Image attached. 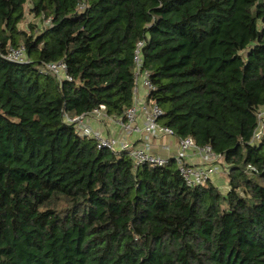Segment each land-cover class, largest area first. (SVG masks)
I'll return each mask as SVG.
<instances>
[{
	"label": "trees",
	"instance_id": "obj_1",
	"mask_svg": "<svg viewBox=\"0 0 264 264\" xmlns=\"http://www.w3.org/2000/svg\"><path fill=\"white\" fill-rule=\"evenodd\" d=\"M139 42L160 124L221 156L216 182L67 122L125 117ZM60 61L72 81L41 73ZM263 111L264 0H0V264H264Z\"/></svg>",
	"mask_w": 264,
	"mask_h": 264
},
{
	"label": "built area",
	"instance_id": "obj_2",
	"mask_svg": "<svg viewBox=\"0 0 264 264\" xmlns=\"http://www.w3.org/2000/svg\"><path fill=\"white\" fill-rule=\"evenodd\" d=\"M143 47L144 43L139 42L134 53L135 98L133 106L126 112L124 118L110 117L106 106L101 105L88 115L68 118L67 122L74 124L80 137L94 139L98 150H109L113 153L127 152L136 165L165 167L174 160L181 177L191 188L216 182L227 170L215 165L221 156L216 155L209 145L200 147L193 138L178 139L174 155L162 156L153 153L152 146L155 139L160 136L174 138L176 135L171 128L160 124L164 112L150 97L156 88L151 81V72L144 68ZM5 59L17 64L29 63L23 46L19 49H11ZM41 73L52 74L60 83L72 81L64 61L48 64ZM259 116H264V111ZM90 119L98 122L108 121L115 125L119 130V136L109 137L95 130L90 124ZM263 134L264 124L257 130L254 137L259 140ZM192 155L200 159L198 164L189 161Z\"/></svg>",
	"mask_w": 264,
	"mask_h": 264
},
{
	"label": "crops",
	"instance_id": "obj_3",
	"mask_svg": "<svg viewBox=\"0 0 264 264\" xmlns=\"http://www.w3.org/2000/svg\"><path fill=\"white\" fill-rule=\"evenodd\" d=\"M91 126L97 130L103 133L106 136L109 137H118L119 136V130L118 128L109 123L108 121L104 122H98L94 119H90ZM178 139L177 138H171L167 136H160L159 138L155 139L153 141L152 151L155 154H159L162 156H172L175 154L174 150L177 147ZM190 162L194 164H198L200 162V159L192 155L189 159ZM220 185L222 186V181H218Z\"/></svg>",
	"mask_w": 264,
	"mask_h": 264
},
{
	"label": "rangeland",
	"instance_id": "obj_4",
	"mask_svg": "<svg viewBox=\"0 0 264 264\" xmlns=\"http://www.w3.org/2000/svg\"><path fill=\"white\" fill-rule=\"evenodd\" d=\"M33 21H34V20H33L31 17H29L28 20H27V21H26L21 27L24 28V29H29V28H28V23H32ZM33 23H36V22H33ZM44 23H45V24L42 25V27H44L45 25H47L46 22H44ZM221 181H222V183H223L222 186L220 185L221 189H223V190H221V191L226 192V191L228 190V187L226 186V182H227V180H226V178H224V179H221Z\"/></svg>",
	"mask_w": 264,
	"mask_h": 264
}]
</instances>
